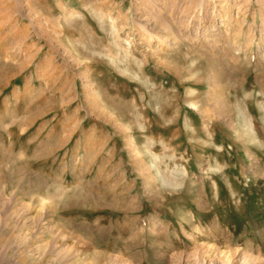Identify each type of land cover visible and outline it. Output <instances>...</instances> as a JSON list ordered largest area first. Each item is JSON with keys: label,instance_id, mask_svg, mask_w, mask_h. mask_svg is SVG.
Instances as JSON below:
<instances>
[{"label": "rangeland", "instance_id": "rangeland-1", "mask_svg": "<svg viewBox=\"0 0 264 264\" xmlns=\"http://www.w3.org/2000/svg\"><path fill=\"white\" fill-rule=\"evenodd\" d=\"M0 264H264V0H0Z\"/></svg>", "mask_w": 264, "mask_h": 264}, {"label": "bare ground", "instance_id": "bare-ground-1", "mask_svg": "<svg viewBox=\"0 0 264 264\" xmlns=\"http://www.w3.org/2000/svg\"><path fill=\"white\" fill-rule=\"evenodd\" d=\"M199 229V228H198ZM198 229H196L195 231H194V233L192 234L193 236H199L200 235V230H198Z\"/></svg>", "mask_w": 264, "mask_h": 264}]
</instances>
